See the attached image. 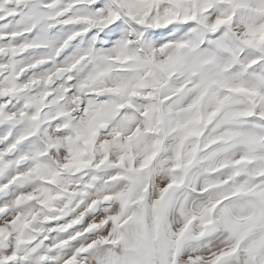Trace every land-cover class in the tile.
Instances as JSON below:
<instances>
[{"label": "snow or ice", "instance_id": "snow-or-ice-1", "mask_svg": "<svg viewBox=\"0 0 264 264\" xmlns=\"http://www.w3.org/2000/svg\"><path fill=\"white\" fill-rule=\"evenodd\" d=\"M0 264H264V0H0Z\"/></svg>", "mask_w": 264, "mask_h": 264}]
</instances>
